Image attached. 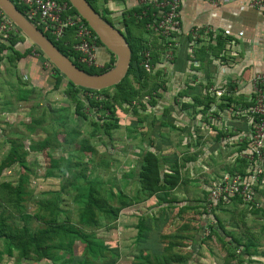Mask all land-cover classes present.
<instances>
[{
	"label": "trees",
	"instance_id": "16d2710c",
	"mask_svg": "<svg viewBox=\"0 0 264 264\" xmlns=\"http://www.w3.org/2000/svg\"><path fill=\"white\" fill-rule=\"evenodd\" d=\"M66 1L70 2V0ZM96 1L88 0L99 11ZM15 4L26 15L25 7ZM73 12L78 13L74 7ZM148 13V18L137 20L134 12L129 11V17L123 20V29L126 32L124 34L132 50L131 64L127 75L119 83L105 89L83 88L69 81L22 31L0 44V55L6 54L8 64L12 67L23 64L25 66V60L29 58L41 61L42 66L37 65L40 66L38 69H43L45 65L50 67L54 79L53 90L63 92L64 98H67V101L62 103L63 107L50 105V108L46 106L39 116H35L36 113L32 114L25 124V131L15 130L5 133L10 148L0 162V264H8L14 257L18 261L48 259L54 264H116L121 258L119 243L108 242L98 230L114 229L122 215L137 217L134 226L136 229L134 245L140 249L134 256V264H189L192 255L186 251V242H196L198 233L190 211L199 212V215L212 214L216 218L218 226L215 227L214 223L210 224V234L206 238L211 239L213 234L219 238L221 246L226 251L225 264H233V262L264 264V259L258 258L263 256L259 254V248L260 239L264 237V225L247 226L243 219L242 225L237 223L229 230L227 226L231 225V222H227L217 214L218 210H224L223 206L227 203H232L235 208L245 203L242 197L234 195L229 197L228 201L221 200L211 211L202 205L203 212H200L199 205L179 206L181 200L171 194L178 186L186 183L187 179H184L183 171L187 167V162L194 160L195 157L180 158L177 154L165 156L161 152V147L154 146V139H150L151 111L149 110L157 106L159 98L167 88V79L165 66L161 65L165 41L155 35L152 43L149 41L152 35L148 34L146 25L154 19V16L149 10ZM103 16L112 23L105 13ZM37 28L63 54L90 74L103 73L111 69L116 62L115 55L97 38L98 59L104 65L88 67L77 60L78 54L73 50V44L76 42L73 29H68L61 40H55L41 27ZM144 33L148 34L149 38L145 37ZM209 36L207 40L213 51H216L215 54L222 55L225 37L220 34L215 38L213 34ZM214 40L215 44L212 43ZM144 50H148L151 54L152 68L149 70L143 65ZM17 71L14 68L11 71L18 78L17 89L15 86L13 88L17 90L15 99L18 102L28 103L37 87L33 89L34 81L30 83L24 80L26 83H23ZM37 73L39 70L35 69L34 75ZM34 80L40 82V78ZM11 90L12 88L9 91ZM213 100L210 97L207 101H202L205 110L210 108ZM252 104L253 102L247 106ZM192 106L195 107V104ZM220 108L223 107L220 105ZM71 113L76 121H88L91 130L87 135L78 128L67 129L66 125ZM127 115L130 117L126 120ZM125 123L129 124L130 133L142 129L135 134L136 140L140 146H143V151L140 152L142 158L137 168L138 175L135 178V170L122 173L120 177L123 179V185L117 181L109 184L99 175L92 176V171L88 172V161L84 158L88 154L93 156L100 154L93 143V138L106 144L104 136L113 139V132ZM3 131L5 130L1 129V132ZM40 131H44V137L34 138L33 136ZM222 135L224 134L221 133L220 136ZM28 137L32 138L29 142ZM250 141L244 138L238 142V151L247 148ZM73 145L74 148H69ZM55 148H61L62 153L59 156L50 153ZM32 152L39 153L42 158L40 163L45 173L41 176L61 180L59 189L44 190L37 198H34L30 187L32 174L36 171L33 164H37L34 163L36 161L32 162L29 159ZM98 163L102 166H110L104 158H100ZM16 166L19 167L17 172L5 173L6 170H12ZM252 170L249 162L239 155L229 169L230 172L239 171L242 174ZM132 179L134 180L131 181ZM64 196L71 197L72 209L63 206ZM31 200L34 202V207L29 210L28 202ZM144 202L148 203V207L155 203L158 212L155 214L143 212L140 205ZM249 205L254 213L264 211V207L257 206L256 203ZM177 206L179 208L174 215ZM177 217L180 219L178 227L174 231L166 232V226L172 225ZM33 222L37 223L35 227L32 226ZM241 228L246 229L242 231ZM153 232L158 234L154 241L156 246L153 249H145L144 245L151 241L153 236L150 234ZM78 242L83 245L81 255L76 254Z\"/></svg>",
	"mask_w": 264,
	"mask_h": 264
},
{
	"label": "crops",
	"instance_id": "0c3cea01",
	"mask_svg": "<svg viewBox=\"0 0 264 264\" xmlns=\"http://www.w3.org/2000/svg\"><path fill=\"white\" fill-rule=\"evenodd\" d=\"M96 3L100 11L113 18L121 28H124L123 20L129 17V11L134 12L137 20L146 18L149 15L148 10L154 18L155 13L159 12L153 5L150 9L144 7L141 0H97ZM252 3L253 0H180L182 20L180 44L174 52L172 61L164 67L167 88L161 97L163 100L159 99L157 106L152 107L149 119L150 139H154V146L161 147V152L165 156L176 154L173 150L177 148L181 151L180 158L189 152H185L188 148L193 151L196 148L202 150L205 148L201 156L206 154L215 160L217 145L239 147L238 142L243 140L241 139L243 133L250 132L246 109L252 102V78L257 72L264 70V10L253 6ZM141 14H145L144 17ZM196 26L203 27L202 31L194 33ZM207 27L226 39L222 47L223 54L220 56L215 54L216 51H213L211 44L208 43L207 39L212 33H208L207 37V31L204 30ZM144 36L149 38L148 34L144 33ZM149 39L152 43L154 36ZM212 43L215 44L216 41ZM3 64L8 78L14 74L11 72L12 68L18 70L20 67L10 66L6 54L0 55V65ZM28 65L30 69L27 68ZM23 69L24 71L29 69L30 72L28 70L25 73L30 74L35 69L39 70L30 58L25 60ZM8 83L15 86L13 79ZM219 91L222 94H219ZM10 92L13 94L11 100L15 103V108L19 109L21 105L26 104L15 99L16 92L13 88ZM210 97L214 100L210 108L205 110L202 101H207ZM0 99V108L7 110L8 102L1 106L3 100ZM192 104H195V107ZM220 105L223 108H220ZM220 132L224 135L220 136ZM238 155L237 149L233 153V162ZM191 156L195 159L188 161L185 169L189 167L194 169L197 163H200L203 169L199 167V173L195 172L198 174L197 179L186 177L188 183L192 181L189 184L195 186H186V181L171 192L172 196L181 200L179 204L181 207L201 203L205 206L207 191L213 182L226 173H233L229 171L230 168L218 165L216 170L213 169V174L206 175L208 167L200 160L199 152ZM186 178L184 177L185 180ZM193 187H200L199 194L196 193L199 199L192 197L189 202L186 196H194L195 193L190 191ZM202 197L203 200L199 201ZM179 206L175 208L174 215ZM200 209L203 208L200 206Z\"/></svg>",
	"mask_w": 264,
	"mask_h": 264
},
{
	"label": "rangeland",
	"instance_id": "374dc122",
	"mask_svg": "<svg viewBox=\"0 0 264 264\" xmlns=\"http://www.w3.org/2000/svg\"><path fill=\"white\" fill-rule=\"evenodd\" d=\"M100 11V8H99ZM101 12V11H100ZM112 20L113 24H117L113 18H110ZM123 32L125 30L122 28ZM28 43L25 44L27 46ZM24 47V45H23ZM34 61V65H41V61L37 60L35 58H30ZM42 66V65H41ZM47 69H39L43 73H37L34 75L33 73L30 72V67H29V72L25 73L24 71V66H20L18 68V76L20 77L21 81L23 83H26L24 80L29 81L30 83L33 82L32 84H35L33 86V89L37 87V89H34L33 92V98L31 99L30 102L21 105L19 109L17 107L15 108L14 104L12 103V98L11 95L12 92H10V85L9 83L7 84L8 81H11L13 79L16 87V82L18 81V78H15L16 76H9L8 78V73H6V70L4 68V64L0 65V98H2L3 101L1 106H5V104H8V109L5 110L3 108H0V162L1 160L6 156V154L9 151L10 145L7 142V139L5 138V133L8 131L10 133L11 131H25L26 123L29 121L31 118L32 114L36 113L35 116H39L44 108L47 106L50 108V105L53 107H63V102L67 101V98H64V93L61 91H54V79L52 78L51 75H53L52 71L50 70V67L45 65ZM28 68V67H27ZM40 68V66H38ZM41 74V75H40ZM40 78V82H36L34 79ZM17 79V81H16ZM31 84V85H32ZM11 87V88H15ZM41 87V89H40ZM17 89V87H16ZM17 90H15L16 92ZM14 92V91H13ZM4 93V94H3ZM8 94V95H7ZM164 94V93H163ZM163 96V95H162ZM160 101L163 100L162 98H159ZM1 100V99H0ZM7 108V107H6ZM152 108H150L149 111H151ZM130 115H127L125 118H129ZM49 118V117H48ZM69 121L67 123V129H72V128H78L83 131L84 134H88L91 130L88 121L83 122V121H76L75 116L71 113L69 115ZM128 123H125L121 128L115 130L113 139H109L107 136H104L106 139V144L101 143L97 140V138H93V143L99 150V155H92L88 154L84 160L88 161V172L92 176L94 175H99L102 179L107 181L109 184H111L112 181H117L120 185H123V179L120 177L122 173H130L129 171L135 170L134 174L136 175L135 178H137L138 175V163L141 160L140 152L143 151L142 148L143 146H140L139 142L135 138V134L139 133V131H142V129H139V131H134L136 133H130L128 131ZM59 125H56L58 127ZM1 129H4L5 131L1 132ZM131 129V128H130ZM164 129V128H163ZM133 130V129H132ZM44 131H40L39 134H35L33 137L34 138H39L44 137ZM28 142L30 137L27 138ZM64 140V139H63ZM65 141V140H64ZM66 142V141H65ZM216 145V144H215ZM232 145V144H231ZM75 145L69 147V148H74ZM217 151L214 154V157L216 158L211 159V157H207L206 154L202 157L201 155L204 153L205 148L202 149H195L193 151L192 149L188 148L185 150L189 151L188 153L183 154L184 156H191V155H196L199 152V158L201 161H204L203 164L208 167L207 172L205 173L206 175L213 174L215 168L218 167V165L225 166L226 168H230L233 165V153L236 151L239 147L233 146L231 147H219L217 145ZM180 149H174L173 151L176 152L178 156H180ZM171 151V149L169 150ZM202 151V152H201ZM50 152V150H49ZM172 152V151H171ZM169 152V153H171ZM50 153H53L55 156H59L62 153L61 148H55L54 150H51ZM174 153V152H173ZM240 153V152H239ZM206 155V156H205ZM183 156V157H184ZM100 158L106 159L110 166H102L99 165L98 161ZM203 158V159H202ZM29 159L37 164H33L35 166V173L32 174V183H31V188L33 190V196L34 198H37L40 194V192L44 190H49V189H59L61 186V180L60 179H55V178H44L41 176L43 173H45V170L41 166V156L39 153L32 152L29 155ZM199 161V160H198ZM229 161V162H228ZM228 162V163H227ZM201 167V170L203 167L200 165V163L195 165V168H187L183 171L184 177L186 178L187 176H191L195 179H197L196 173H199L198 169ZM206 167H204L206 169ZM18 166H16L12 170H6L5 173H10L12 172H17ZM192 172L194 174H192ZM196 172V173H195ZM130 176V174L128 175ZM187 179V178H186ZM132 179L131 181H133ZM196 183V181H193ZM186 186L192 187L195 185L186 183ZM200 187H193L190 191H193L195 194L194 196L192 195H187L186 197L188 198V201L192 199H196V193L199 194L200 192ZM259 191H264V176L261 181V184L259 186ZM260 192V199H261V204L262 207H264V193ZM183 197V196H181ZM193 197V198H192ZM200 197V196H199ZM192 198V199H191ZM201 198V197H200ZM64 200L62 201L63 206L68 207L69 209H72V202H71V197H66L64 196ZM199 199V198H197ZM153 200V199H152ZM203 200L200 199L199 201ZM155 201V200H154ZM153 201V202H154ZM187 201V202H188ZM188 202V203H189ZM202 204V203H201ZM199 205L202 206V205ZM250 203H243L238 205L236 208L233 206L232 203H227L226 205L223 206L224 210H218L217 214L219 217L222 219H226L227 222H231V225L227 226V229H233L238 224L242 225V220L245 219L246 225L247 226H260L264 225V211L254 213L252 212V209H250ZM29 210H32L34 207V202L31 200L28 202ZM141 210L145 213H157L158 208L157 205L154 203L151 204V207H148V203L144 202L141 205ZM227 209L228 211H225ZM203 209L199 210L200 212ZM243 211L245 213H243ZM197 213H191L192 218H193V223L194 225L197 226L198 228V233L196 234V242L192 241H187V248L186 251L192 255L191 260L189 261V264H225L224 263V258L226 255V251L224 248L221 246V242L219 238L213 234L211 239H207L206 237L210 234V229L209 226L210 224L214 223L215 227L218 226V222L216 221V218L211 214V215H199ZM244 215V216H243ZM180 221L179 218L175 219L172 225H167L166 226V232L169 231H174L176 227H178V222ZM137 222V217L136 216H128V215H122L118 222L116 223V227L111 230H107L106 228L99 229L98 233L102 234L105 236V238L108 240V242H114L116 244V241L119 243V247L121 248V258L120 260L117 261L116 264H134V256L138 254V251L140 248H137L134 245V239L136 236V229H135V223ZM37 223L33 222L32 226L35 227ZM246 228H241L242 231H244ZM107 230V231H106ZM239 232H241L238 229ZM258 232V231H257ZM222 233V231H221ZM259 234V233H258ZM158 234L153 232L150 234V236H153L151 241L145 244L144 248L145 249H153L156 246L155 237ZM204 238V239H203ZM260 245L261 247L259 248V254L263 256H258L259 259H264V237L260 239ZM82 249L83 245L78 242L76 246V254L81 255L82 254ZM194 255V256H193ZM194 257V258H193ZM263 257V258H262ZM8 264H54L52 261L48 259H43L41 261L30 259V260H22L18 261L16 257L11 258ZM233 264H237L236 262H233Z\"/></svg>",
	"mask_w": 264,
	"mask_h": 264
},
{
	"label": "built area",
	"instance_id": "2783aa9c",
	"mask_svg": "<svg viewBox=\"0 0 264 264\" xmlns=\"http://www.w3.org/2000/svg\"><path fill=\"white\" fill-rule=\"evenodd\" d=\"M144 7L153 5L159 12L155 18L148 22V34L159 36L165 41L163 52V66L169 64L176 48L180 44L182 20L180 15V0H141ZM14 3L25 7L27 18L43 31L50 34L55 40H61L68 29L74 30L76 42L73 50L78 54L77 60L88 67H103L98 59V36L85 22L79 13L73 12V5L66 0H13ZM253 6L264 10V0H253ZM146 10H144L145 12ZM145 14H141L144 17ZM147 15V14H146ZM203 27L196 26L194 33L202 31ZM212 33L217 31L207 27L204 29ZM18 26L0 8V44L8 41L10 36L20 34ZM20 44V42L18 43ZM143 65L151 69V54L148 50L142 52ZM253 104L246 109L250 121V132L243 133L241 139L248 138L250 143L247 148L239 153L252 166L253 170L242 174L239 171L226 173L218 177L208 188L205 206L208 211L221 200L228 201L229 197L239 195L245 203H256L262 206L259 186L264 174V70L257 72L252 78ZM222 94V92H218Z\"/></svg>",
	"mask_w": 264,
	"mask_h": 264
},
{
	"label": "water",
	"instance_id": "95a60500",
	"mask_svg": "<svg viewBox=\"0 0 264 264\" xmlns=\"http://www.w3.org/2000/svg\"><path fill=\"white\" fill-rule=\"evenodd\" d=\"M80 16L89 24L103 45L116 57L114 66L100 74H90L63 54L55 44L24 15L13 0H0V8L32 43L69 81L89 89H105L119 83L128 73L132 50L120 26L104 18L88 0H70Z\"/></svg>",
	"mask_w": 264,
	"mask_h": 264
}]
</instances>
